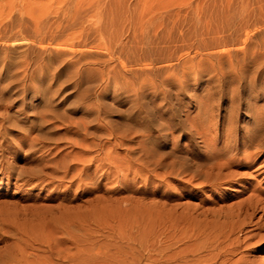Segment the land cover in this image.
Returning a JSON list of instances; mask_svg holds the SVG:
<instances>
[{"label":"rangeland","instance_id":"rangeland-1","mask_svg":"<svg viewBox=\"0 0 264 264\" xmlns=\"http://www.w3.org/2000/svg\"><path fill=\"white\" fill-rule=\"evenodd\" d=\"M0 156V264H264V0H0Z\"/></svg>","mask_w":264,"mask_h":264},{"label":"bare ground","instance_id":"bare-ground-1","mask_svg":"<svg viewBox=\"0 0 264 264\" xmlns=\"http://www.w3.org/2000/svg\"><path fill=\"white\" fill-rule=\"evenodd\" d=\"M58 47V46H57ZM2 156V155H1ZM0 156V157H1ZM41 159V156H37V159H36V161H37V165H36V171L34 172V174L32 175V177H34V176H36V177H38V176H40V173L43 171V169L44 168H46V167H43V165L39 162V160ZM53 161H54V159H53ZM39 162V163H38ZM3 163V159H1L0 158V165H1V168H6V169H10L9 168V166H5L4 167V164H2ZM56 163V162H55ZM52 169V171H53V174H57V163L55 164V166L53 165V167L51 168ZM218 169L220 170L221 168H220V166L218 167ZM33 170V169H32ZM23 172V171H22ZM50 175V176H55V175ZM18 176H24L23 175V173H18L17 174ZM46 176V175H45ZM24 178L23 177H21L19 180L20 181H22ZM21 185H24V183L23 184H21Z\"/></svg>","mask_w":264,"mask_h":264}]
</instances>
